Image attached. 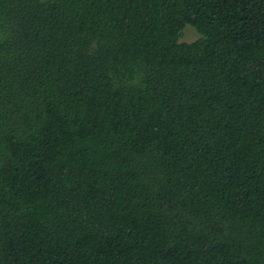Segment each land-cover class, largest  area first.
Wrapping results in <instances>:
<instances>
[{
    "label": "trees",
    "instance_id": "16d2710c",
    "mask_svg": "<svg viewBox=\"0 0 264 264\" xmlns=\"http://www.w3.org/2000/svg\"><path fill=\"white\" fill-rule=\"evenodd\" d=\"M0 264H264V0H0Z\"/></svg>",
    "mask_w": 264,
    "mask_h": 264
},
{
    "label": "rangeland",
    "instance_id": "374dc122",
    "mask_svg": "<svg viewBox=\"0 0 264 264\" xmlns=\"http://www.w3.org/2000/svg\"><path fill=\"white\" fill-rule=\"evenodd\" d=\"M199 37V33L192 26H185L181 32L180 41L190 42Z\"/></svg>",
    "mask_w": 264,
    "mask_h": 264
}]
</instances>
